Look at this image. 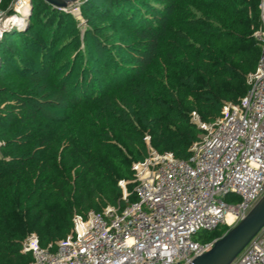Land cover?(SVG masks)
<instances>
[{
	"label": "trees",
	"instance_id": "obj_1",
	"mask_svg": "<svg viewBox=\"0 0 264 264\" xmlns=\"http://www.w3.org/2000/svg\"><path fill=\"white\" fill-rule=\"evenodd\" d=\"M261 2L80 0V25L31 0L27 26L0 39V264H31L28 233L47 247L71 233L75 212L123 204L118 180L146 157V134L190 159L202 133L192 112L212 122L249 90Z\"/></svg>",
	"mask_w": 264,
	"mask_h": 264
},
{
	"label": "built area",
	"instance_id": "obj_2",
	"mask_svg": "<svg viewBox=\"0 0 264 264\" xmlns=\"http://www.w3.org/2000/svg\"><path fill=\"white\" fill-rule=\"evenodd\" d=\"M75 8L84 24L79 4L65 11ZM260 9L254 34L260 57L247 76L249 90L226 102L212 122L192 112L202 133L189 148L190 159L159 152L146 134V157L132 163L129 179L118 180L123 204L75 212L71 233L47 247L28 233L22 252L31 253V264H191L214 244L196 240L199 232L230 229L248 215L264 195V0ZM18 20L24 29L28 20ZM231 264H264V227Z\"/></svg>",
	"mask_w": 264,
	"mask_h": 264
},
{
	"label": "water",
	"instance_id": "obj_3",
	"mask_svg": "<svg viewBox=\"0 0 264 264\" xmlns=\"http://www.w3.org/2000/svg\"><path fill=\"white\" fill-rule=\"evenodd\" d=\"M56 8L65 10L79 0H45ZM20 24V20H18ZM17 24V25H18ZM264 227V195L248 215L214 240L210 250L197 256L191 264H231L249 242Z\"/></svg>",
	"mask_w": 264,
	"mask_h": 264
},
{
	"label": "rangeland",
	"instance_id": "obj_4",
	"mask_svg": "<svg viewBox=\"0 0 264 264\" xmlns=\"http://www.w3.org/2000/svg\"><path fill=\"white\" fill-rule=\"evenodd\" d=\"M79 2H80V0L78 2H74L72 4V7H75V5L79 4ZM12 7H13V13H9V12L4 11L1 7V0H0V39L3 37L5 32L20 28V26L18 24V18H20V17H22L23 19L26 18V20H28V22H29V17H30V13H31V5H30L29 1L15 0ZM15 13L18 16H14ZM73 14L76 17L77 21L80 22L78 20L79 10L75 8L73 10ZM15 17H17V18H15ZM80 25H83V24L80 22ZM197 240H198V237H197Z\"/></svg>",
	"mask_w": 264,
	"mask_h": 264
},
{
	"label": "bare ground",
	"instance_id": "obj_5",
	"mask_svg": "<svg viewBox=\"0 0 264 264\" xmlns=\"http://www.w3.org/2000/svg\"><path fill=\"white\" fill-rule=\"evenodd\" d=\"M230 217V216H229Z\"/></svg>",
	"mask_w": 264,
	"mask_h": 264
}]
</instances>
